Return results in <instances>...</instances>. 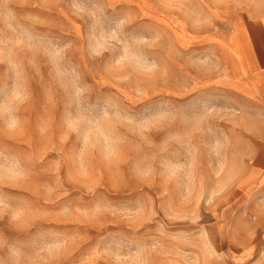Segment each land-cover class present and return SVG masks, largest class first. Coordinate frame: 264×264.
<instances>
[{
	"label": "rangeland",
	"instance_id": "obj_1",
	"mask_svg": "<svg viewBox=\"0 0 264 264\" xmlns=\"http://www.w3.org/2000/svg\"><path fill=\"white\" fill-rule=\"evenodd\" d=\"M0 264H264V0H0Z\"/></svg>",
	"mask_w": 264,
	"mask_h": 264
}]
</instances>
